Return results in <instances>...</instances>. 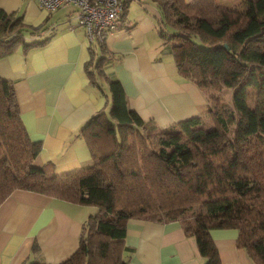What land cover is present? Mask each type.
I'll list each match as a JSON object with an SVG mask.
<instances>
[{"label": "trees", "instance_id": "trees-1", "mask_svg": "<svg viewBox=\"0 0 264 264\" xmlns=\"http://www.w3.org/2000/svg\"><path fill=\"white\" fill-rule=\"evenodd\" d=\"M153 1L162 12L159 36L175 48L178 71L207 98L205 116L146 124L128 108L119 80L108 77V111L80 129L91 164L55 174L33 163L37 145L22 123L12 83L0 76V203L23 189L97 206L77 249L58 264H127L125 222L144 217L178 221L208 256L206 264H219L209 230L235 228L237 245L264 264V0H243L242 9L215 0ZM27 32L38 28L0 8V58L18 44L27 51L46 42L26 41ZM227 61L246 69L229 105L217 93L230 85L221 74ZM247 87L255 91L252 104Z\"/></svg>", "mask_w": 264, "mask_h": 264}, {"label": "crops", "instance_id": "crops-1", "mask_svg": "<svg viewBox=\"0 0 264 264\" xmlns=\"http://www.w3.org/2000/svg\"><path fill=\"white\" fill-rule=\"evenodd\" d=\"M121 1L118 28L101 41H89L85 29L75 25L72 6L47 10L38 0H0L6 13L38 28L37 34L25 33L26 41L46 39L27 51L18 44L0 58V76L12 83L22 123L38 148L35 165L62 174L91 164L80 129L95 113L108 111V77L119 80L128 108L146 124L165 127L205 116V94L178 71L175 48L166 47L159 36V6L153 0ZM89 207L14 189L0 203V264L65 261L78 247L92 214ZM208 234L219 264H255L237 245V229L211 228ZM123 253L127 264L208 261L178 221L146 217L126 220Z\"/></svg>", "mask_w": 264, "mask_h": 264}, {"label": "built area", "instance_id": "built-area-1", "mask_svg": "<svg viewBox=\"0 0 264 264\" xmlns=\"http://www.w3.org/2000/svg\"><path fill=\"white\" fill-rule=\"evenodd\" d=\"M47 10L72 6L75 25L82 26L89 41H101L120 24L121 0H38Z\"/></svg>", "mask_w": 264, "mask_h": 264}, {"label": "rangeland", "instance_id": "rangeland-1", "mask_svg": "<svg viewBox=\"0 0 264 264\" xmlns=\"http://www.w3.org/2000/svg\"><path fill=\"white\" fill-rule=\"evenodd\" d=\"M215 2L220 5L222 4V5L229 6V7H236L239 9L243 8V0H215ZM177 40H180V39L177 38ZM232 69L237 70L234 75L231 74ZM245 70L246 69L240 66L239 64L229 62V61H227L226 65L222 68L221 74H224L229 78L230 85L228 87H224L220 89V91L217 93H219L221 100H224L227 103V105L230 104V99H231L230 97H231L232 91L234 90L236 85L242 80V76ZM246 92L248 95L247 101L249 104H252L254 96H255V91L247 87ZM206 124H209L208 120H206ZM88 206H90L89 208H91L90 210L92 214L96 212L97 206L95 205H88Z\"/></svg>", "mask_w": 264, "mask_h": 264}]
</instances>
